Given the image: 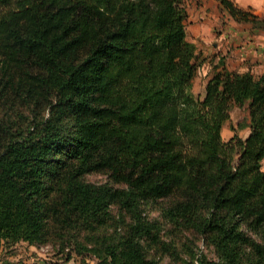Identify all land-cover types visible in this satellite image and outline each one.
Returning <instances> with one entry per match:
<instances>
[{
  "label": "trees",
  "instance_id": "16d2710c",
  "mask_svg": "<svg viewBox=\"0 0 264 264\" xmlns=\"http://www.w3.org/2000/svg\"><path fill=\"white\" fill-rule=\"evenodd\" d=\"M217 1L264 30L251 8ZM186 17V0H0L2 249L49 244L95 264H264V72L211 59L196 95L206 57ZM233 107L250 131L224 140ZM90 172L121 186L85 181ZM157 200L162 221L140 209Z\"/></svg>",
  "mask_w": 264,
  "mask_h": 264
},
{
  "label": "crops",
  "instance_id": "0c3cea01",
  "mask_svg": "<svg viewBox=\"0 0 264 264\" xmlns=\"http://www.w3.org/2000/svg\"><path fill=\"white\" fill-rule=\"evenodd\" d=\"M233 1L238 6L251 8L253 13L264 17V0ZM186 9V20L192 19V14L198 15L197 19L200 20V25L204 30H209L213 23H218L220 18H224L219 24L221 25L220 32H215L214 37H210L214 38V42L211 43L212 47H206V50L212 51L210 58L213 59L214 64L219 59H222L223 64H220L219 68L224 66L229 70L239 72L250 71L255 75H260L264 72V30L252 27L250 22L236 21L226 10L222 9L217 0H186ZM224 21L225 23L223 24ZM210 70L211 66L204 71L206 80L210 75ZM234 109L242 110L239 107L231 109L230 121L225 122L221 129V135L224 140H229L235 133L238 134L236 129L239 125L245 128L244 134H238L240 137L246 138L250 131L247 111L242 110L247 116L246 124H240L238 116L234 119L232 118L231 112Z\"/></svg>",
  "mask_w": 264,
  "mask_h": 264
},
{
  "label": "rangeland",
  "instance_id": "374dc122",
  "mask_svg": "<svg viewBox=\"0 0 264 264\" xmlns=\"http://www.w3.org/2000/svg\"><path fill=\"white\" fill-rule=\"evenodd\" d=\"M198 15H191L189 21L186 20V28H187V38L188 40L194 42L197 46V54L199 58L206 57V60L203 61L198 67L197 73L193 79L192 89L196 95L201 96L203 94V86L206 81V76L204 75V71L211 66V55L212 51L206 50V47H212L214 42V33H219L221 25V20L224 18H220L218 23H213V25L208 29H203L200 25V20L197 19ZM225 21L223 22V24ZM192 39V40H191ZM208 42V43H207ZM232 118L239 117L240 124H246L247 116L246 113L240 109H234L231 112ZM244 129L240 125L236 129L238 134H244ZM264 165V161H263ZM83 179L92 184H101L107 183L113 186H121L120 183L112 181V179L108 176V174L104 172H90L84 175ZM168 199V198H167ZM166 202L157 200V202L148 201L142 202L140 204V209L142 210V214L153 220L162 221V206ZM115 207H112L113 213L116 211ZM249 236L260 240V234L258 232L248 230L246 232ZM199 247L203 252H205L208 256H213V252L211 248L207 247L203 242H199ZM64 252L56 251V247L49 244H44L39 247L35 245L28 244L25 241H20L13 246L9 247V249H2L0 247V264H95L96 259L94 257H80L75 253L68 259L65 258ZM167 258H163L160 261V264H168ZM7 262V263H6ZM9 262V263H8Z\"/></svg>",
  "mask_w": 264,
  "mask_h": 264
}]
</instances>
